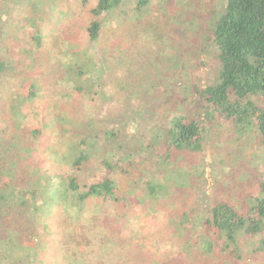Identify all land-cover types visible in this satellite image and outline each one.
Segmentation results:
<instances>
[{
    "label": "trees",
    "instance_id": "16d2710c",
    "mask_svg": "<svg viewBox=\"0 0 264 264\" xmlns=\"http://www.w3.org/2000/svg\"><path fill=\"white\" fill-rule=\"evenodd\" d=\"M23 1L16 7L25 12L24 34L16 37L0 20V264H14V248L25 242L35 264H54L60 255L66 264H81L71 249L72 242L77 246L84 239L76 230L90 229L85 236L90 242L91 226L106 223L111 215L100 219L98 212L114 209L118 219L124 218L119 204L131 205L133 191H123L117 178H138L144 191L137 201L142 204L148 197L150 205L170 189L199 182L202 171L198 180L190 171H178L174 181L156 178L146 168L167 173L176 154L203 151V135L218 120L228 123L237 139L251 131L264 143V0H225L211 10L208 38L215 46L217 68L206 85L197 84L188 63L180 72L174 70L175 78L184 80L175 85L163 67L153 68L156 55L151 53L149 73H136L123 80L125 85L109 84L117 71L112 62L124 61L119 53L125 47L122 39L97 47L103 29H113L114 19L125 28L131 14L135 23H145L153 0H79L78 10L73 4L63 7L62 19L52 10L37 13L39 0ZM81 12L83 18H78ZM43 20L50 23L46 34ZM78 22L84 33L79 42L78 34L69 33L71 23ZM51 36L61 44L55 43L60 48L53 55ZM178 37L181 44L186 34ZM17 40L19 52L13 55L11 44ZM161 58L170 59L164 50ZM21 60L26 63L17 70ZM16 77L26 89L8 86ZM61 84H70L80 98L72 101L75 108L55 93ZM127 85L135 87L131 100L118 95ZM96 165L99 173L93 172ZM256 190L264 193V176ZM236 198L215 200L201 218L194 207L178 208L170 212V222L173 228L190 224L202 256L238 258L240 239L253 243L257 237L255 248L264 260V197L252 198L245 208H238ZM91 204L97 212L88 211ZM54 224L67 227L63 231Z\"/></svg>",
    "mask_w": 264,
    "mask_h": 264
},
{
    "label": "rangeland",
    "instance_id": "374dc122",
    "mask_svg": "<svg viewBox=\"0 0 264 264\" xmlns=\"http://www.w3.org/2000/svg\"><path fill=\"white\" fill-rule=\"evenodd\" d=\"M222 2L225 0H153L148 15L144 17L145 23L143 21L135 23L132 14L126 18L125 28H123L124 25L119 24L120 19L112 20L113 29H103L101 40L96 44L97 47L100 44L107 45L109 42L110 45H117L122 39L125 47L119 53V56L124 57V61L118 59L112 62L117 71L114 77L108 80L109 84L121 81L125 85L123 80H130V76L145 70L149 73L152 63L150 53L152 56L156 55L152 63L153 68L156 66L157 71L163 67L168 76L170 73L168 80H172L175 85H179L184 80L181 77L176 79L173 75L174 70L178 68L176 71L180 72L187 66V63L192 76H197V84L200 82L201 85H206L213 81L216 76L217 60L214 55L213 41L211 39L210 42L208 38L209 22L211 10L220 7ZM23 4H25L23 0H0V20L6 23V27L10 26L13 30L12 34L18 38L24 34V29L20 26L25 23L26 18L24 10L19 11L16 5ZM70 4H73L77 10L79 9V0H39L36 9L39 14L42 11L52 10L56 17L62 19L64 13L60 11H65L66 6ZM13 7L16 8L12 9ZM80 14L78 18H83L82 12ZM48 18L50 20V14ZM40 22L46 34V26L50 23L47 20ZM82 24V22L71 23L73 30L71 29L69 33L78 34V42L83 36L80 34H84L81 30ZM180 34H186V38L180 41L181 44L178 41ZM51 37L54 38V45L52 44L51 49L53 55L60 46L55 44L59 43L57 37ZM68 38L73 42L76 41L74 37L68 36ZM175 40L177 42H174ZM19 41L11 44L10 52L13 55L19 52L17 47ZM175 43L177 44L176 49H174ZM151 50L159 52L154 54ZM163 50L164 55L170 57L169 60H162ZM176 51H178V60L175 57ZM21 61L22 63L16 66L17 70L26 63V61ZM16 74L14 75L17 76ZM18 79L19 77L13 78L8 86L26 89L20 83H16ZM61 85L55 93L58 92L61 98L70 99L69 107L75 108L76 104L73 102H80V98L70 84ZM134 85L137 86V84ZM132 87L135 88L133 85L123 87L121 93L118 94L119 97L133 99ZM117 89L118 87L115 86V90ZM58 101L64 100L58 99ZM105 109L106 105L103 104L100 108L101 113H104ZM38 118H42L41 115H38ZM207 129L202 140L203 151L197 153L186 151L179 155L176 154L173 158L176 160L174 167L167 173L146 168V171L149 174L153 173L156 178L161 180L170 178L174 181L179 180L178 171H190L195 180H198L196 176L202 171L203 175L199 182H193L191 185L185 184L179 188V191L170 189L162 198H158L154 204L150 205L153 199L148 197L142 198V204L137 201L138 195L143 197L144 191L138 178L125 175L117 178L123 191L127 188L133 191L129 196L131 205L124 207L119 204L125 215L124 218L118 219V215L114 214V209L105 208L102 210L104 214L98 212L100 219L108 212L111 215L106 218V223L91 226L95 232L92 235L93 238L90 237V242L85 237L91 235L90 229L88 232L83 230L81 233L76 230L80 236L84 237L83 240L87 241L83 243V240L79 239L77 246L71 243L74 257L78 255L81 264H264L263 256L255 248L257 237L253 243L252 239H247V237L240 239L238 258L226 253L210 258L209 255L202 256L201 248L193 241L196 237L189 223H178L173 228L170 222V212L177 211L178 208L181 212L188 206L194 207L200 214L198 218H201L200 216L206 215V212L203 214L204 210L221 197L238 196L235 199L238 208L248 207L252 198L264 197V193L256 190L259 179L264 176V143L251 131L244 134L243 138L237 139L225 121L218 120L217 123L209 125ZM128 132L129 136H134L131 129H128ZM99 170L100 167L96 165L93 172L99 173ZM174 185L178 186L176 183ZM175 193L178 196H175ZM92 206L93 204L90 205L88 211H96ZM126 219H130V222H125ZM61 224H54V226L64 231L67 226H61ZM105 230L107 232H104ZM112 231L113 234L106 235L107 239L104 240L103 234ZM64 260L60 255L54 264H66ZM13 261L14 264L36 263L29 242L19 244L14 248Z\"/></svg>",
    "mask_w": 264,
    "mask_h": 264
}]
</instances>
